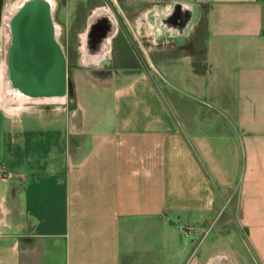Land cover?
Masks as SVG:
<instances>
[{
    "label": "crops",
    "instance_id": "obj_1",
    "mask_svg": "<svg viewBox=\"0 0 264 264\" xmlns=\"http://www.w3.org/2000/svg\"><path fill=\"white\" fill-rule=\"evenodd\" d=\"M17 1L0 0V264H264V0H182L190 24L144 50L157 79L87 107L7 101Z\"/></svg>",
    "mask_w": 264,
    "mask_h": 264
},
{
    "label": "rangeland",
    "instance_id": "obj_2",
    "mask_svg": "<svg viewBox=\"0 0 264 264\" xmlns=\"http://www.w3.org/2000/svg\"><path fill=\"white\" fill-rule=\"evenodd\" d=\"M103 1L108 0H54L53 3L52 13L55 16L60 41L72 50L70 65L74 81L73 96L83 90L86 96H80L78 101L84 107L105 105V101L111 98L117 88V79L129 76L133 72H137V69L142 68L157 79V72L153 68L149 69L146 62L151 59L154 64L157 63L154 59V52L146 53L144 50L152 44V40L158 37L156 35L157 30L164 29V20L171 12L172 4L178 5L182 25L184 23L190 24V18L188 20V12L181 2L182 0H144L145 7H141L142 0H113L116 6L123 10L124 16L127 17L130 31L128 35L122 32L115 34L113 43L108 46L106 53L108 58L110 56L113 59H108L105 56L95 60L93 56H88L89 54L85 53L86 49L82 45L84 37L81 31L79 33L82 25L80 11L82 9L86 14L94 5ZM14 7L15 3L8 7V11L10 12ZM126 9L131 12L127 14ZM121 21H124L123 17H121L120 23ZM80 55L81 60H79ZM110 60L111 64L109 63ZM8 93L10 94V92ZM11 98L14 97L11 94L8 95L7 101H11Z\"/></svg>",
    "mask_w": 264,
    "mask_h": 264
},
{
    "label": "water",
    "instance_id": "obj_3",
    "mask_svg": "<svg viewBox=\"0 0 264 264\" xmlns=\"http://www.w3.org/2000/svg\"><path fill=\"white\" fill-rule=\"evenodd\" d=\"M52 6L53 0H18L6 21L12 33L7 82L12 91L32 100L64 94L63 62L54 38Z\"/></svg>",
    "mask_w": 264,
    "mask_h": 264
},
{
    "label": "flooded vegetation",
    "instance_id": "obj_4",
    "mask_svg": "<svg viewBox=\"0 0 264 264\" xmlns=\"http://www.w3.org/2000/svg\"><path fill=\"white\" fill-rule=\"evenodd\" d=\"M142 1L143 3L141 4V7H145L144 0ZM171 7L172 10L165 17L164 20L165 25H163V27L170 28L173 31H179L182 25L181 23L182 18L180 20L181 15H179L180 11L178 10L177 4H172ZM126 10H127L126 11L127 14L131 12L128 9ZM80 12L82 16V25L80 26L79 33L81 31V34H83L84 37L83 39L84 43L82 45H84L83 47L84 49H86L85 53L87 55L89 54L88 56H93L95 60H99L100 58H104L105 56L108 58V55H106V53L108 52V46L112 45L115 34L122 32L128 35L130 31V25L127 17L124 16L123 10H120L116 6L115 1L108 0V1H103L100 4L98 3L94 5L90 10L87 11L86 14L82 11V9ZM121 17L124 18V21H121L120 23ZM52 22L54 23V38L59 46L62 55L63 82H64L63 96L73 97L74 81L72 78V68L70 65L72 50L61 43L55 22V16L53 15V13H52ZM10 31H11L10 28L6 27V33H5L6 40L3 49L4 76L6 77V79L10 77L9 65H8L10 42L12 40V33ZM108 59H113V57L109 56ZM79 60H81V55L79 57ZM109 63L111 64V60ZM109 63L107 62L108 65H110ZM2 76H3V72H2Z\"/></svg>",
    "mask_w": 264,
    "mask_h": 264
},
{
    "label": "bare ground",
    "instance_id": "obj_5",
    "mask_svg": "<svg viewBox=\"0 0 264 264\" xmlns=\"http://www.w3.org/2000/svg\"><path fill=\"white\" fill-rule=\"evenodd\" d=\"M53 3H54V0H53ZM19 4V3H18ZM17 4V6H18ZM53 7V6H52ZM11 13V11L9 12V14ZM1 75H2V72H1ZM4 83V82H3ZM6 92H7V95H6V99H8V95L10 96V94L15 98V100L19 103H22V102H26L27 100H32L33 98L29 97V96H25L23 94H20V93H17V91H12V89L10 88V85L8 84V82H6ZM10 92V94L8 93ZM64 96L62 97H58V98H41V100H51V99H62ZM10 99V98H9ZM13 99V98H11ZM34 100H40V99H34Z\"/></svg>",
    "mask_w": 264,
    "mask_h": 264
}]
</instances>
